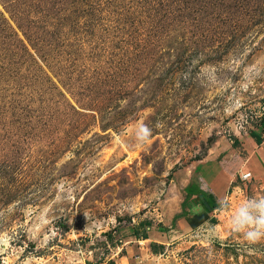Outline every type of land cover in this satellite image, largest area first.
Returning a JSON list of instances; mask_svg holds the SVG:
<instances>
[{"label": "rangeland", "instance_id": "374dc122", "mask_svg": "<svg viewBox=\"0 0 264 264\" xmlns=\"http://www.w3.org/2000/svg\"><path fill=\"white\" fill-rule=\"evenodd\" d=\"M259 134L264 0H0V264H264V228L234 223L264 189L172 216ZM141 220L173 230L150 244Z\"/></svg>", "mask_w": 264, "mask_h": 264}, {"label": "crops", "instance_id": "0c3cea01", "mask_svg": "<svg viewBox=\"0 0 264 264\" xmlns=\"http://www.w3.org/2000/svg\"><path fill=\"white\" fill-rule=\"evenodd\" d=\"M257 136L261 139L259 142L251 135H245L243 141L237 137L238 146L229 148L224 155L217 154L201 161L184 179L183 187L193 186L196 191H202L216 206L225 199V193L230 187L235 188L241 184L245 187L247 182L256 190L264 189V138L262 134ZM243 171H250L251 177L248 181L240 180ZM194 197L196 192L191 195V198ZM215 209L216 207L212 211ZM179 212L181 208L178 206L172 213V216H176L175 225H181L177 231L163 230L160 225L150 224L146 226L149 238L144 240L163 242L171 230L174 233H183L212 218L211 212L194 201L186 207V211L184 209L181 214Z\"/></svg>", "mask_w": 264, "mask_h": 264}, {"label": "clouds", "instance_id": "9594fccd", "mask_svg": "<svg viewBox=\"0 0 264 264\" xmlns=\"http://www.w3.org/2000/svg\"><path fill=\"white\" fill-rule=\"evenodd\" d=\"M141 139H147V137L150 135V129L146 127L141 128ZM255 208L260 210V215L253 219V217L248 216L247 213L242 212L240 214V217L237 218L236 221H234L237 226H240V220L243 219L244 223L247 224H255L257 229L264 228V201H261L259 204L254 205ZM249 238L258 237L260 235L259 231L249 233Z\"/></svg>", "mask_w": 264, "mask_h": 264}, {"label": "trees", "instance_id": "16d2710c", "mask_svg": "<svg viewBox=\"0 0 264 264\" xmlns=\"http://www.w3.org/2000/svg\"><path fill=\"white\" fill-rule=\"evenodd\" d=\"M255 138H256V140L258 142L261 140L258 136H255ZM199 193H202L203 194V196H204V198H205L208 206L205 205L203 203V201L198 197V194ZM194 202H198L199 204H201L203 206V208L206 211H208V212L212 211L216 207L215 203H213L202 191H199V190L196 191V198H195ZM149 225H150V223L147 220H141V221H139L138 223H136L133 226V235H135L138 239L149 238V234L146 231V227H145V226H149ZM140 229H141V231H140ZM106 236L108 237L109 235L106 234ZM150 244H154V242L153 243H150Z\"/></svg>", "mask_w": 264, "mask_h": 264}, {"label": "built area", "instance_id": "2783aa9c", "mask_svg": "<svg viewBox=\"0 0 264 264\" xmlns=\"http://www.w3.org/2000/svg\"><path fill=\"white\" fill-rule=\"evenodd\" d=\"M250 171H243V173L240 174V180L242 181H248L251 177Z\"/></svg>", "mask_w": 264, "mask_h": 264}, {"label": "water", "instance_id": "95a60500", "mask_svg": "<svg viewBox=\"0 0 264 264\" xmlns=\"http://www.w3.org/2000/svg\"><path fill=\"white\" fill-rule=\"evenodd\" d=\"M198 197L203 201V203H204L205 205L208 206V204H207V202H206V200H205V198H204V196H203L202 193H199V194H198Z\"/></svg>", "mask_w": 264, "mask_h": 264}, {"label": "bare ground", "instance_id": "6f19581e", "mask_svg": "<svg viewBox=\"0 0 264 264\" xmlns=\"http://www.w3.org/2000/svg\"><path fill=\"white\" fill-rule=\"evenodd\" d=\"M1 240V239H0ZM3 240V239H2Z\"/></svg>", "mask_w": 264, "mask_h": 264}]
</instances>
